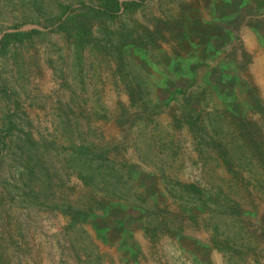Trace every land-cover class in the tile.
<instances>
[{"label":"rangeland","instance_id":"1","mask_svg":"<svg viewBox=\"0 0 264 264\" xmlns=\"http://www.w3.org/2000/svg\"><path fill=\"white\" fill-rule=\"evenodd\" d=\"M1 254L264 264V0H0Z\"/></svg>","mask_w":264,"mask_h":264},{"label":"trees","instance_id":"2","mask_svg":"<svg viewBox=\"0 0 264 264\" xmlns=\"http://www.w3.org/2000/svg\"><path fill=\"white\" fill-rule=\"evenodd\" d=\"M14 37L18 38L19 35L15 34ZM2 49H3V47H2ZM12 129H13V128H11L10 130L12 131ZM27 140H29V141L31 142V144L34 145V142L32 141V139H29V138H28ZM1 142H2V144H3L4 147L7 146V145L4 143L3 140H2ZM34 148H35V147H34ZM32 149H33V148H32ZM40 157H41V156H40ZM21 176H22L23 180L25 181V186H27L28 182H29V185H31L33 182H35V179L38 178V177L36 176V172H34V169H31V168H26V171H25L23 174H21ZM32 193H33L32 195H36V192H34L33 189H32ZM27 195H29V194L27 193ZM32 195H29V199L31 198ZM74 210H75V209H73L72 207H69L67 213H68V215H71V216H72V218H73L74 221H76L77 218L79 217V213H77V211H74ZM75 219H76V220H75ZM8 232H10V231H8ZM10 234H11V233H10ZM9 236L11 237L12 235H9ZM0 264H5V263H4V256H3V254L0 255Z\"/></svg>","mask_w":264,"mask_h":264}]
</instances>
